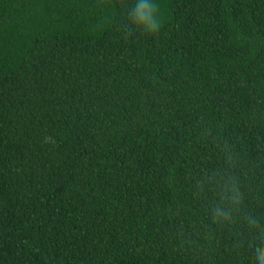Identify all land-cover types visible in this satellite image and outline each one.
Here are the masks:
<instances>
[{"label": "trees", "instance_id": "obj_1", "mask_svg": "<svg viewBox=\"0 0 264 264\" xmlns=\"http://www.w3.org/2000/svg\"><path fill=\"white\" fill-rule=\"evenodd\" d=\"M134 2L0 0V264H255L264 0H159L155 36ZM221 142L246 197L223 228Z\"/></svg>", "mask_w": 264, "mask_h": 264}, {"label": "clouds", "instance_id": "obj_2", "mask_svg": "<svg viewBox=\"0 0 264 264\" xmlns=\"http://www.w3.org/2000/svg\"><path fill=\"white\" fill-rule=\"evenodd\" d=\"M162 7L159 0H135L128 10L127 27L149 36L158 35L163 26ZM218 151L222 154L224 167L199 185L200 194L206 191V185L219 189L217 200L211 207L210 222L217 227H230L239 218V213L246 199L242 191L240 176L233 169L237 166L238 158L232 147L227 143L217 144ZM250 229L254 222L248 220ZM254 256L255 264H264V229L256 232L248 242Z\"/></svg>", "mask_w": 264, "mask_h": 264}]
</instances>
